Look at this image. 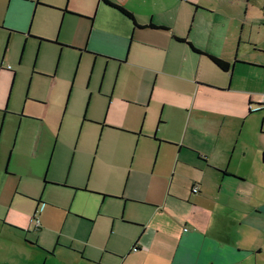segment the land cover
<instances>
[{"label":"crops","instance_id":"0c3cea01","mask_svg":"<svg viewBox=\"0 0 264 264\" xmlns=\"http://www.w3.org/2000/svg\"><path fill=\"white\" fill-rule=\"evenodd\" d=\"M41 1L36 6L88 29L83 49L76 48L100 64L101 80L86 87L85 113L68 114L99 126L93 158L107 171L117 168V185L76 183L69 173L41 177L111 199L118 210L107 215L111 233L95 243L88 224L82 236L57 238L59 250L11 234V246L0 243V264H262L264 137L248 145L243 130L260 117L264 132V0ZM69 96L60 104L39 97L38 134L29 155L21 154L30 156L28 166L8 169L30 172L41 145H55L61 127L47 109L54 105L58 118ZM94 96L101 116L87 110ZM83 213L90 221L100 215Z\"/></svg>","mask_w":264,"mask_h":264},{"label":"rangeland","instance_id":"374dc122","mask_svg":"<svg viewBox=\"0 0 264 264\" xmlns=\"http://www.w3.org/2000/svg\"><path fill=\"white\" fill-rule=\"evenodd\" d=\"M36 1L12 0L9 5L8 0H0V243L11 246V234H25L30 240L58 246L62 243L57 238L67 240L65 236L71 234L82 236L87 224L93 228L89 241L95 243L102 235L111 233L108 222L113 220L107 215L117 212V202L72 187L51 186L50 180L41 174L43 171L64 176L69 173V178L76 183L88 180L101 187L117 185V168L107 171L98 155L93 158L97 148L94 135L99 126L87 120L81 124L80 118L68 114L69 109L80 115L85 113L89 100L86 87L90 82L100 83V64L95 66L94 58L81 55L77 49H83L88 29L85 31L80 23L66 24L62 12L36 6ZM70 39L73 42H66ZM94 67L98 72H92ZM69 94L67 111L62 113L63 108H59L58 118H53L54 105L50 104L47 109L51 123L61 127L55 145L52 148L41 145L42 159L33 162L30 172L8 169L28 166L30 156L21 154L29 155L38 134L39 126L33 118L45 108L40 98L49 97L50 102L60 104ZM87 110L93 116H101L97 96L92 98ZM260 122V117L247 120L244 143L250 145L258 136L264 137V132L259 133ZM83 212L100 215L97 221H90ZM33 215L41 221L40 229L31 220ZM115 236L112 234L111 239ZM14 256L18 258L17 253Z\"/></svg>","mask_w":264,"mask_h":264},{"label":"trees","instance_id":"16d2710c","mask_svg":"<svg viewBox=\"0 0 264 264\" xmlns=\"http://www.w3.org/2000/svg\"><path fill=\"white\" fill-rule=\"evenodd\" d=\"M107 2H109V1H107ZM110 3V2H109ZM117 7H119L124 13H126V14H131L128 10H126L124 7H121V6H119V5H116ZM151 26H155V25H153V24H150ZM190 44V43H189ZM190 46L193 48V49H195V50H198V49H196L193 45H191L190 44ZM210 57H211V59L219 66V67H221V68H223V69H227L228 67H229V63L227 62V61H225V60H223V59H221V58H219V57H216V56H212V55H210Z\"/></svg>","mask_w":264,"mask_h":264},{"label":"built area","instance_id":"2783aa9c","mask_svg":"<svg viewBox=\"0 0 264 264\" xmlns=\"http://www.w3.org/2000/svg\"><path fill=\"white\" fill-rule=\"evenodd\" d=\"M259 107H263L264 108V93L261 95L260 99H259ZM193 191H197L198 190V186L195 185L192 187ZM31 220L34 221L35 225L38 226L39 225V219L33 215L31 217ZM133 249H136V247L134 246Z\"/></svg>","mask_w":264,"mask_h":264}]
</instances>
